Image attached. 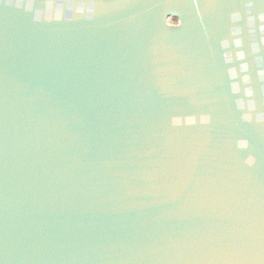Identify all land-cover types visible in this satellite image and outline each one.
I'll use <instances>...</instances> for the list:
<instances>
[{
  "label": "water",
  "instance_id": "water-1",
  "mask_svg": "<svg viewBox=\"0 0 264 264\" xmlns=\"http://www.w3.org/2000/svg\"><path fill=\"white\" fill-rule=\"evenodd\" d=\"M0 264H264V0H0Z\"/></svg>",
  "mask_w": 264,
  "mask_h": 264
},
{
  "label": "rangeland",
  "instance_id": "rangeland-1",
  "mask_svg": "<svg viewBox=\"0 0 264 264\" xmlns=\"http://www.w3.org/2000/svg\"><path fill=\"white\" fill-rule=\"evenodd\" d=\"M173 23H175V22H173Z\"/></svg>",
  "mask_w": 264,
  "mask_h": 264
}]
</instances>
